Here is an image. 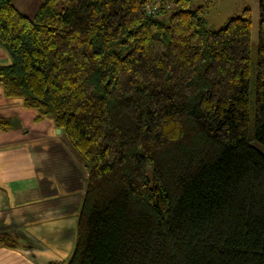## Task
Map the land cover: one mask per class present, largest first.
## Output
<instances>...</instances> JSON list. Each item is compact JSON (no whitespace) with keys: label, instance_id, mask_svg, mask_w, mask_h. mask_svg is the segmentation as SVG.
Listing matches in <instances>:
<instances>
[{"label":"trees","instance_id":"obj_1","mask_svg":"<svg viewBox=\"0 0 264 264\" xmlns=\"http://www.w3.org/2000/svg\"><path fill=\"white\" fill-rule=\"evenodd\" d=\"M193 2L0 0V82L90 169L56 264H264V0L253 107L251 8L208 29Z\"/></svg>","mask_w":264,"mask_h":264},{"label":"crops","instance_id":"obj_2","mask_svg":"<svg viewBox=\"0 0 264 264\" xmlns=\"http://www.w3.org/2000/svg\"><path fill=\"white\" fill-rule=\"evenodd\" d=\"M12 62L0 45V66ZM0 119V264L67 260L90 169L54 117L2 82Z\"/></svg>","mask_w":264,"mask_h":264},{"label":"rangeland","instance_id":"obj_3","mask_svg":"<svg viewBox=\"0 0 264 264\" xmlns=\"http://www.w3.org/2000/svg\"><path fill=\"white\" fill-rule=\"evenodd\" d=\"M13 3L26 15L35 18L42 0H12ZM208 1L210 3L206 18L208 29H219L229 18L242 15L245 8L250 7L252 11V59H251V104L254 106L256 77H257V45L259 30V0H194L192 6ZM175 5L166 12L158 15L168 20L175 9ZM250 141L264 151V143L255 137V124L252 119L250 124Z\"/></svg>","mask_w":264,"mask_h":264},{"label":"water","instance_id":"obj_4","mask_svg":"<svg viewBox=\"0 0 264 264\" xmlns=\"http://www.w3.org/2000/svg\"><path fill=\"white\" fill-rule=\"evenodd\" d=\"M62 128L58 127V131L61 132Z\"/></svg>","mask_w":264,"mask_h":264}]
</instances>
